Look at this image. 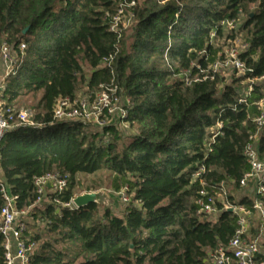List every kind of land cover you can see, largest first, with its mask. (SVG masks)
<instances>
[{
	"label": "trees",
	"instance_id": "1",
	"mask_svg": "<svg viewBox=\"0 0 264 264\" xmlns=\"http://www.w3.org/2000/svg\"><path fill=\"white\" fill-rule=\"evenodd\" d=\"M116 9L117 0H0V44L19 58L2 101L20 110L19 102L31 97L33 120L42 126L4 135L1 179L18 210H25L36 199L34 179L69 176L62 194L47 195L32 212L30 264H204L208 251L228 244L237 219L227 211L216 222L198 214L193 176L203 168L210 193L228 180L237 190L248 171L243 151L256 131L255 104L264 100V87L239 104L242 79L226 84L220 74L202 77L221 52L217 43L234 39L225 36V24L241 16L249 44L241 56L246 77L264 76V0H144L134 10V28L119 40L109 32L108 16ZM184 71L188 82L179 78ZM81 86L87 94L116 86L117 97L127 101L122 123L135 134L124 142L115 123L93 131L53 121L56 100H74ZM218 122L221 136L212 142ZM258 141L264 155L263 134ZM99 172L115 194L129 198L121 215L96 204H57L76 197L78 175ZM238 205L252 208L246 199Z\"/></svg>",
	"mask_w": 264,
	"mask_h": 264
},
{
	"label": "built area",
	"instance_id": "2",
	"mask_svg": "<svg viewBox=\"0 0 264 264\" xmlns=\"http://www.w3.org/2000/svg\"><path fill=\"white\" fill-rule=\"evenodd\" d=\"M137 0H117V9L115 14L108 16L109 32L121 39L129 34L136 24L134 10L137 6ZM177 16H175L176 18ZM234 22H227L225 27H235ZM230 50L221 49L217 59L208 68V73L202 77V81L212 80L213 76L220 74L222 70H232L239 79H242L240 85L245 86L237 90L238 103H246V99L251 95L255 87H264V76L246 77L250 72L245 62L241 59L242 54L249 49V44L241 42L234 38L227 42ZM227 46V45H226ZM26 49L24 44L19 47L21 53L20 59ZM12 50L2 44L0 54L5 61L8 72L0 80V144L4 135L18 127L41 128L33 120L34 112L32 110H15L4 106L2 96L5 91V80L9 75L14 74L13 65L18 63V56H11ZM165 52V56H166ZM112 61L110 57L103 61V66L109 65ZM199 73L203 71L196 67ZM179 78L188 82L189 72L184 71ZM244 78V79H243ZM198 82L197 77L193 78ZM220 89L222 86L219 87ZM118 88L110 86L101 88L96 93L91 94L89 98H60L56 100L52 119L55 122H78L84 126L102 129L109 124L116 122L122 123L127 116L126 105L121 104L120 97H117ZM255 106L258 115L253 119L256 131L249 138L243 156L248 165V171L243 175L238 183V196L235 198L232 193V181H222L217 185V192L210 193L205 186L200 170L193 176L194 182H197L199 189L195 204L198 208V214L209 222H216L220 213L227 211L232 213L237 219V228L233 237L227 245L218 246L216 249L208 251L204 264H264V204L261 198L264 196V155L259 153L258 140L261 132L264 130V100L258 101ZM114 122V123H111ZM222 124L217 123L210 132L211 140L221 136ZM68 175L46 174L34 179L36 189V199L28 209L18 210L16 206L17 198L12 196L1 179L0 171V197L3 206L0 209V238L2 250V264H30L33 257L35 244L29 239V232L26 223V214L33 211L36 207H42L45 197L51 194H62L68 186ZM120 200L125 204L130 202L124 191L119 193ZM233 198V201L229 200ZM249 200L252 202L251 210L238 205L240 200ZM57 204L64 208L75 209L72 201L69 204Z\"/></svg>",
	"mask_w": 264,
	"mask_h": 264
},
{
	"label": "rangeland",
	"instance_id": "3",
	"mask_svg": "<svg viewBox=\"0 0 264 264\" xmlns=\"http://www.w3.org/2000/svg\"><path fill=\"white\" fill-rule=\"evenodd\" d=\"M137 1L141 3L144 0H137ZM244 21H245V17L241 16L239 18L238 22L235 24L234 28L228 27V26L225 27V29H226L225 36H234V38L238 39L239 41L246 42L244 32H242V30H241V26L243 25ZM232 31L234 32V34L231 33ZM228 41H230V39L224 38L217 43V46L219 48H222V49L227 48V50L229 51L230 47H228V44H227ZM1 46H2V44H0V50H1ZM15 55H16L15 53L11 54V56H15ZM13 67H15V64L13 65ZM7 72H8V70L6 67V63L1 58V54H0V80L4 77V75ZM87 72H88V70L86 69V74H87ZM220 75H221V77H223L225 79L226 84H230L232 82V80H234V79L235 80L239 79L236 76L235 72L232 70H226V71L222 70ZM245 85H246V83H243V86H245ZM239 86L243 87L240 84H239ZM77 97L78 98H89V97H91V94H87L86 89L81 86L77 92ZM120 99H121L122 105L127 104V101L125 100V98L121 97ZM34 102H35L34 99H32L31 97H25L19 102L18 108L22 109V110L23 109L32 110ZM35 114H36V112H35ZM111 123H114V122H111ZM115 124H116V128L120 132L124 142L127 141L129 137H131L132 135L135 134L134 130L129 129L127 125H124L123 123H120V122H116ZM90 129L93 131L95 130L93 127H90ZM261 134L264 135V130L261 132ZM89 191H91V192H89ZM99 192L107 194L109 197V201L100 207L107 206L108 208H110V211L112 214L117 215V216L121 215L124 208H125V205L120 200V195L115 194L109 188L106 173L99 172V173H97L95 175H91V176L78 175L75 178V186H74L75 196H79V195H82L85 193H99ZM232 193H233L235 198L238 196V192H235L232 190ZM32 212L33 211H30V213L26 214V216H25L27 225L28 224L33 225L36 221L35 220L36 218H33V216H32ZM33 219H34V221H33ZM41 228H43V227H41Z\"/></svg>",
	"mask_w": 264,
	"mask_h": 264
},
{
	"label": "water",
	"instance_id": "4",
	"mask_svg": "<svg viewBox=\"0 0 264 264\" xmlns=\"http://www.w3.org/2000/svg\"><path fill=\"white\" fill-rule=\"evenodd\" d=\"M109 201L107 194L102 192L99 193H85L79 196H76L72 200V204L75 209H80L86 207L89 204H96L102 206L103 204Z\"/></svg>",
	"mask_w": 264,
	"mask_h": 264
}]
</instances>
